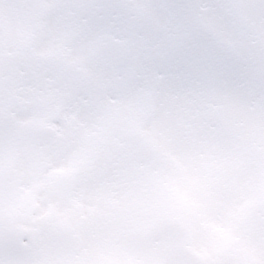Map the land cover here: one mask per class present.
I'll use <instances>...</instances> for the list:
<instances>
[{
	"label": "snow or ice",
	"instance_id": "snow-or-ice-1",
	"mask_svg": "<svg viewBox=\"0 0 264 264\" xmlns=\"http://www.w3.org/2000/svg\"><path fill=\"white\" fill-rule=\"evenodd\" d=\"M0 264H264V0H0Z\"/></svg>",
	"mask_w": 264,
	"mask_h": 264
}]
</instances>
